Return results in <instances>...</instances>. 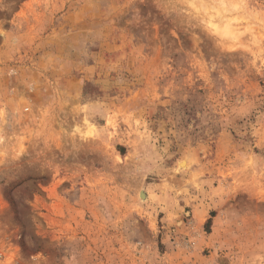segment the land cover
<instances>
[{
    "label": "rangeland",
    "instance_id": "obj_1",
    "mask_svg": "<svg viewBox=\"0 0 264 264\" xmlns=\"http://www.w3.org/2000/svg\"><path fill=\"white\" fill-rule=\"evenodd\" d=\"M0 264H264V0H0Z\"/></svg>",
    "mask_w": 264,
    "mask_h": 264
},
{
    "label": "bare ground",
    "instance_id": "obj_2",
    "mask_svg": "<svg viewBox=\"0 0 264 264\" xmlns=\"http://www.w3.org/2000/svg\"><path fill=\"white\" fill-rule=\"evenodd\" d=\"M141 196L144 197V195L141 193Z\"/></svg>",
    "mask_w": 264,
    "mask_h": 264
}]
</instances>
